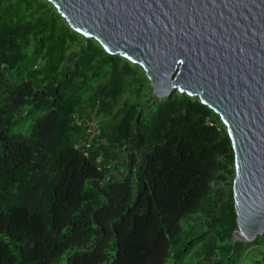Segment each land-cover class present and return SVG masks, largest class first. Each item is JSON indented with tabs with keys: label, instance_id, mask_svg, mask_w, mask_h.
<instances>
[{
	"label": "trees",
	"instance_id": "obj_1",
	"mask_svg": "<svg viewBox=\"0 0 264 264\" xmlns=\"http://www.w3.org/2000/svg\"><path fill=\"white\" fill-rule=\"evenodd\" d=\"M233 175L210 107L0 0V264H264V233L231 239Z\"/></svg>",
	"mask_w": 264,
	"mask_h": 264
},
{
	"label": "water",
	"instance_id": "obj_2",
	"mask_svg": "<svg viewBox=\"0 0 264 264\" xmlns=\"http://www.w3.org/2000/svg\"><path fill=\"white\" fill-rule=\"evenodd\" d=\"M68 26L137 64L152 97L194 96L233 152L231 239L264 233V0H47Z\"/></svg>",
	"mask_w": 264,
	"mask_h": 264
},
{
	"label": "rangeland",
	"instance_id": "obj_3",
	"mask_svg": "<svg viewBox=\"0 0 264 264\" xmlns=\"http://www.w3.org/2000/svg\"><path fill=\"white\" fill-rule=\"evenodd\" d=\"M145 73V72H144ZM146 76V75H145ZM145 85L147 86L148 85V82H145ZM35 119V116H32V117H30L29 118V123L32 121V120H34ZM14 129L16 130L17 129V127H14Z\"/></svg>",
	"mask_w": 264,
	"mask_h": 264
}]
</instances>
